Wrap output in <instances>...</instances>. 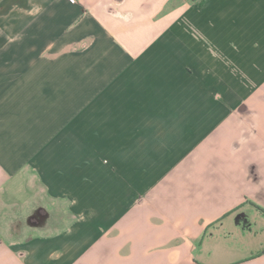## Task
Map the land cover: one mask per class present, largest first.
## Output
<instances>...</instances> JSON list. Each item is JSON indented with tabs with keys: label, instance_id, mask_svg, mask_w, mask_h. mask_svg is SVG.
I'll return each mask as SVG.
<instances>
[{
	"label": "crops",
	"instance_id": "crops-1",
	"mask_svg": "<svg viewBox=\"0 0 264 264\" xmlns=\"http://www.w3.org/2000/svg\"><path fill=\"white\" fill-rule=\"evenodd\" d=\"M256 207L264 0H0V264H264Z\"/></svg>",
	"mask_w": 264,
	"mask_h": 264
},
{
	"label": "rangeland",
	"instance_id": "rangeland-1",
	"mask_svg": "<svg viewBox=\"0 0 264 264\" xmlns=\"http://www.w3.org/2000/svg\"><path fill=\"white\" fill-rule=\"evenodd\" d=\"M37 213H38V215L36 214L34 218L41 219L40 217L42 216L41 214H43V213L41 211H38Z\"/></svg>",
	"mask_w": 264,
	"mask_h": 264
},
{
	"label": "trees",
	"instance_id": "trees-1",
	"mask_svg": "<svg viewBox=\"0 0 264 264\" xmlns=\"http://www.w3.org/2000/svg\"><path fill=\"white\" fill-rule=\"evenodd\" d=\"M256 209L260 212V214L264 217V210L259 208V207H256Z\"/></svg>",
	"mask_w": 264,
	"mask_h": 264
},
{
	"label": "built area",
	"instance_id": "built-area-1",
	"mask_svg": "<svg viewBox=\"0 0 264 264\" xmlns=\"http://www.w3.org/2000/svg\"><path fill=\"white\" fill-rule=\"evenodd\" d=\"M71 1H73V0H71Z\"/></svg>",
	"mask_w": 264,
	"mask_h": 264
}]
</instances>
